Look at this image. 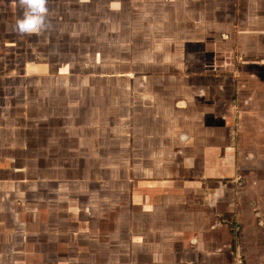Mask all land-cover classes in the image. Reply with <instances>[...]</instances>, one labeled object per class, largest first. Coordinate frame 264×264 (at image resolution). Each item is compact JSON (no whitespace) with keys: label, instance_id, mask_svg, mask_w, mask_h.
Listing matches in <instances>:
<instances>
[{"label":"crops","instance_id":"crops-1","mask_svg":"<svg viewBox=\"0 0 264 264\" xmlns=\"http://www.w3.org/2000/svg\"><path fill=\"white\" fill-rule=\"evenodd\" d=\"M150 1L120 13H141L138 30L178 21L139 57L167 48L170 70L131 90L117 138L123 157L153 159L152 174L174 168L121 182L117 213L92 197L82 210L66 184L16 179L0 125V264H264V0Z\"/></svg>","mask_w":264,"mask_h":264},{"label":"rangeland","instance_id":"rangeland-1","mask_svg":"<svg viewBox=\"0 0 264 264\" xmlns=\"http://www.w3.org/2000/svg\"><path fill=\"white\" fill-rule=\"evenodd\" d=\"M81 1L46 0V27L30 36L15 28L24 14L21 2L14 12L0 8L1 157L10 158L6 164L12 169L23 170L16 179L61 182L65 197L79 199L82 210L92 197L94 205L108 199V209L117 213L121 194L125 198L127 192L121 182L146 176L155 180L174 168L165 162L152 174L153 159L123 157L117 137L127 132L120 113L131 90L140 82L156 85L153 76L170 70L168 61L160 60L167 48L145 56L147 60L139 57L158 49L152 43L169 36L167 30L178 21L156 19L152 29L138 30L144 25L137 23L141 13L130 16L126 10L122 15L119 6L135 8L143 5L141 0H113L114 12H109L108 0ZM155 1L166 0L150 2ZM141 76L148 79L136 78ZM8 136L12 141L5 140ZM108 183L112 186L106 190Z\"/></svg>","mask_w":264,"mask_h":264},{"label":"clouds","instance_id":"clouds-1","mask_svg":"<svg viewBox=\"0 0 264 264\" xmlns=\"http://www.w3.org/2000/svg\"><path fill=\"white\" fill-rule=\"evenodd\" d=\"M21 3L24 14L16 21V30L24 36L39 35L46 27V0H21Z\"/></svg>","mask_w":264,"mask_h":264}]
</instances>
